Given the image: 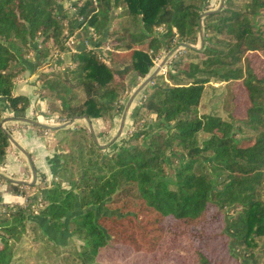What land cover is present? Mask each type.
<instances>
[{"label": "trees", "instance_id": "16d2710c", "mask_svg": "<svg viewBox=\"0 0 264 264\" xmlns=\"http://www.w3.org/2000/svg\"><path fill=\"white\" fill-rule=\"evenodd\" d=\"M217 3L74 0L71 12L63 0H0V166L11 145L2 122L30 105L13 92L26 61L42 69L53 49L69 52L66 39L79 37L67 72L40 71L37 91L61 122L107 116L117 129L154 59L178 46L114 141L111 126L94 129L96 139L86 123L57 127L50 182L0 176L23 198L4 204L0 192V264H44L72 236L81 243L65 264H116L118 245L149 264H264V0ZM131 71L139 80L129 89ZM211 80L228 84L222 114L199 110ZM143 112L150 118L139 128Z\"/></svg>", "mask_w": 264, "mask_h": 264}, {"label": "crops", "instance_id": "0c3cea01", "mask_svg": "<svg viewBox=\"0 0 264 264\" xmlns=\"http://www.w3.org/2000/svg\"><path fill=\"white\" fill-rule=\"evenodd\" d=\"M75 43L80 45L79 37L75 39ZM63 59L65 54H60L56 63L64 64ZM26 62L27 68L18 74L13 92L27 95L30 105L24 111L23 117L15 118L7 115L5 122H2L12 140H10L11 145L7 149L4 164L0 166V176L15 183L31 184L40 180L47 183L51 181L59 166L52 129L68 121L61 122L57 112L48 111L46 99L37 91V70L29 68L27 65L29 62ZM92 124L96 130V126H100L101 121L93 120ZM0 192L4 204L23 202L21 196L7 191L5 183L0 184Z\"/></svg>", "mask_w": 264, "mask_h": 264}, {"label": "rangeland", "instance_id": "374dc122", "mask_svg": "<svg viewBox=\"0 0 264 264\" xmlns=\"http://www.w3.org/2000/svg\"><path fill=\"white\" fill-rule=\"evenodd\" d=\"M212 1H214V2L216 1V3H217L218 0H212ZM73 2H74V0H63V3L65 4V6H68L70 8L69 10L71 12L74 11V8H73V5H72ZM219 4H220V0L218 1L216 8H218ZM198 46L199 45H196V47H198ZM174 49L171 50L172 53L177 50V49L176 50H174ZM102 50H103V53H101V55H102L103 58H105V53L104 52H106V50L104 48ZM71 53H74V52H72L70 49H69V52H59L58 50L53 49L51 57L45 59V62H46L45 67H43L42 69H39V70H38V68H36L37 75H38V73L40 71L49 72L50 70H60L62 73L65 74L67 72L66 66L69 67L71 65V58H70V54ZM168 53L163 55L164 56L163 58H166V60H167V58L169 56ZM60 54H65V59H63L64 60V64L56 63V60H57V58H59ZM25 57L29 58V59H33V54L31 52H28L25 55ZM161 62H162L161 58L154 59V66L157 68L158 66H160ZM164 65H165V62L162 65V67L159 69L160 71L165 72ZM138 80H139V78H138V75L136 74V72L131 71L126 76L125 83L128 84V88L129 89H132L133 86L135 85V83L138 82ZM157 80H158L157 82H161L162 81L161 79H157ZM164 81L167 82V80L165 78H164ZM209 84L207 85V88H206V90L204 92L203 98H202L201 103H200V107H199L200 112H209V111H211V112H216L218 114H222L223 112H226V110H228L230 108L229 107V103L227 101V97H228L227 86H228V84H224L222 82H217L215 80H211L209 82ZM132 90H133L132 91V93H133L135 88L132 89ZM72 92L73 93H71V94H75L77 96L76 98H77L78 101H81L84 98V93H83V91L81 90L80 87H76L75 89L72 90ZM131 94L128 96V99L131 96ZM137 99L138 98H136L135 100L137 101ZM149 118H150V116L148 115V113L143 112L142 116L138 119L136 126L139 127V128L140 127H143V128L146 127L147 125H145V124H146V121ZM116 119H117V117H116ZM72 120L73 119H71L70 121H72ZM98 120L101 121V125L100 126H96V128H97L96 130L100 131V129H102L103 127H105L106 129H109V126H111L110 132L112 131V134H114L112 136V138H113L116 135V133H117L120 121H119L118 124H116L115 127L117 129H115L111 125L110 120H108L107 116H105L104 119L102 118V119H98ZM120 120H121V117H120ZM126 121H127V116L125 117L124 124H125ZM85 123H86V126L89 128L88 122L85 119H83V118L73 120L72 126H74V124H85ZM69 126H71V124ZM92 126H93V124H92ZM123 128H124V126H123ZM93 129H95V128H93ZM53 134L55 136L54 144L56 145L57 141L61 137H57L54 132H53ZM200 136L203 137L205 135L201 134ZM95 137H96V134H95ZM100 138L102 139L103 137H100ZM104 138H107V137H104ZM97 140H98V138H97ZM105 140L107 141V139H105ZM109 142H111V140H109ZM104 145H107V144H104ZM97 211H98V213H99V211H101V212H106L108 214H112L114 212L113 210H109V209H106L105 207H101V206H99ZM62 235H64V237L60 240V242H63V239L67 236V233L65 232ZM64 241L66 243L69 241L68 245L64 249L63 248L59 249V251L57 253L55 251H52L51 255L49 254V256H47L45 258V260H44L45 263L44 264H65L64 258H66V257L72 258L73 257V253H71V252L73 251V249H75V248H77L79 246L81 241L76 236H72L70 238L67 237L66 239H64ZM261 242H263V241L262 240L258 241V246L254 247V248H250V249L252 251L254 250L253 252H256V250H258L259 245H261ZM116 248H117V250L114 251L116 253L115 259H114L116 264H130L133 261H134L135 264H149L147 256H144L143 253L130 252V253H128L129 254L128 256H125L123 254H119V253H121V251H120L121 246L120 245L116 246ZM66 264H74V263L72 261L71 263L67 262ZM235 264H239V263H235Z\"/></svg>", "mask_w": 264, "mask_h": 264}, {"label": "water", "instance_id": "95a60500", "mask_svg": "<svg viewBox=\"0 0 264 264\" xmlns=\"http://www.w3.org/2000/svg\"><path fill=\"white\" fill-rule=\"evenodd\" d=\"M223 1H224V0H220V4H219V6H218L217 9H219V8L221 7ZM217 9H216V10H217ZM206 13H208V12H206ZM200 34H201V33H200ZM201 44H202V41H201ZM177 47H178V46H177ZM177 47H176L174 50H176ZM171 53H172V51H170V52L168 53V55H170ZM165 60H166V58H164V59L162 60V62L160 63V66H158V67L153 71L152 74H150L147 78H145V80H143V81L141 82V84H140V85L134 90V92L131 94V96H130L129 99L127 100V102H126V104H125V107H124V109H123L122 115H121V120H120V124H119L118 130H117V133H116V135L111 139V142L114 141L117 137L120 136V134H121V132H122V130H123L124 121H125V117H126L127 111H128V109H129L131 103L133 102L135 96L137 95V93H139V92H140V91H141V90H142V89H143V88H144V87H145V86L151 81V79L153 78V76H154V75L159 71V69L162 67V65L164 64ZM81 118L85 119V120L88 122L89 129H90V131H91L93 137L96 139V137H95V133H94V129H93V126H92V124H91V122H90V119H89L88 117H86V116H76V117L73 118V120H75V119H81ZM73 120H72V121H68V122H66L64 125H62V126H60V127H66V126H69L70 124H72ZM3 122H5V119L3 120ZM9 139L12 140V138L10 137V135H9ZM33 172H34V171H33ZM33 174H34V177H35V173H33Z\"/></svg>", "mask_w": 264, "mask_h": 264}, {"label": "built area", "instance_id": "2783aa9c", "mask_svg": "<svg viewBox=\"0 0 264 264\" xmlns=\"http://www.w3.org/2000/svg\"><path fill=\"white\" fill-rule=\"evenodd\" d=\"M74 43H75V39L73 38V36H69L66 41H65V45L67 47H69V49L72 51V52H76V49L74 47Z\"/></svg>", "mask_w": 264, "mask_h": 264}, {"label": "bare ground", "instance_id": "6f19581e", "mask_svg": "<svg viewBox=\"0 0 264 264\" xmlns=\"http://www.w3.org/2000/svg\"><path fill=\"white\" fill-rule=\"evenodd\" d=\"M137 94H138V93H137ZM136 96H137V95H136ZM136 96H135V97H136ZM134 99H135V98H134Z\"/></svg>", "mask_w": 264, "mask_h": 264}]
</instances>
